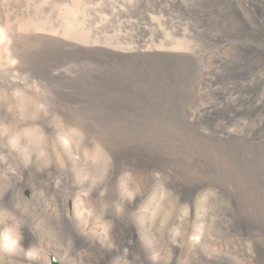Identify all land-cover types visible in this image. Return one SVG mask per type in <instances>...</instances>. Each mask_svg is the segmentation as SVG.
I'll list each match as a JSON object with an SVG mask.
<instances>
[{
	"label": "bare ground",
	"instance_id": "obj_1",
	"mask_svg": "<svg viewBox=\"0 0 264 264\" xmlns=\"http://www.w3.org/2000/svg\"><path fill=\"white\" fill-rule=\"evenodd\" d=\"M39 1L0 2V100L6 91L11 107L5 121L11 130H39L53 113L58 127L100 152L105 173L107 155L109 195L118 194L116 180L122 186L121 212L108 211L119 236L110 245L105 233L97 239L61 212V236L45 244L35 227L5 217L0 223L11 229L0 244L14 254L0 262L37 264L28 249L36 246L59 264H111L115 252L126 264H264V0H155L179 40L165 48L135 41L122 50L80 43L75 12L85 0L62 15L48 0V21ZM126 24L144 30L139 21ZM70 68L80 73L68 75ZM21 102L22 110L36 102L44 109L28 121L15 110ZM8 152L9 162L30 168L15 175L10 209L21 211L25 190L31 202L44 192L49 208L67 203L52 166ZM4 172L12 177V169ZM90 193L84 203L100 207ZM179 218L187 225L174 237L169 230Z\"/></svg>",
	"mask_w": 264,
	"mask_h": 264
},
{
	"label": "rangeland",
	"instance_id": "obj_2",
	"mask_svg": "<svg viewBox=\"0 0 264 264\" xmlns=\"http://www.w3.org/2000/svg\"><path fill=\"white\" fill-rule=\"evenodd\" d=\"M1 1L3 0H0V2ZM72 1L75 2V0L55 1L61 15L70 11L69 8H71L70 6ZM39 2H43L42 4L45 8L43 21H48L49 4L47 3H49V1L40 0ZM75 14L81 21H79V23L83 25L82 31H84L83 33L85 34V37L83 35L84 38H82L80 43L85 45H95L105 47L107 49L122 50L133 47L132 44H134L135 41H138V45L144 46L148 44L149 46L155 48H165L172 45L173 42L175 43L179 40L178 36L180 34L177 31L176 24L168 22L165 23L162 21L161 15H165V12L159 9L155 0H85L80 8L76 10ZM130 19L135 22L139 21L141 23V29L144 30L139 31L138 33L132 30L126 24V20ZM45 24L42 25L44 28H46L47 25ZM134 28L138 29V27ZM193 40L199 45L195 39ZM200 55L201 53L198 58H200ZM9 63L10 65L12 64L11 61ZM107 72L108 69L106 68V73ZM77 73H80L79 68H70L67 71L68 75H75ZM0 101V133L4 137H2L3 142L1 141L0 144V161L2 164L0 165V202L2 203L3 201L7 208L6 209L0 205V221H3V218L7 217V222H21L25 225H32L36 228L38 234L44 237V243L48 244L51 240L57 239L61 236L58 234L61 233V221L59 220L58 215L61 212L68 213L73 216L77 226L86 225L90 234H92V236H97V239H104L105 236L103 233H105L106 243L110 245L114 244L115 241L113 240L118 238L119 235L113 230L114 228L112 222L108 217V211L116 210L115 212L117 213L121 212L119 211L121 208L119 203L120 198L118 197L121 196L122 186L120 182L116 180L115 190L117 191L118 189L116 192L118 194L114 197L109 195L107 190H109V186L112 183L110 181L111 173L109 172L110 160L107 155L105 173V169H103L104 158L102 155H96L100 152H98L96 148L94 149V147L88 146V144L81 139L80 135L76 136L77 133L74 132V134L70 131L71 135L70 132L68 133V130L58 127L60 126L59 122L57 119L55 120L53 113H51V115L49 113L44 116L46 118H43V121L45 120L42 122L44 126L42 125L43 128L41 127L39 130H37L34 126H29L25 129L20 128V130L12 129V131L9 128L7 121H5L8 118L11 109L6 91H3V96ZM26 105V103L22 104L21 102L15 106V110L17 111V115L22 114L28 119V121L36 119V116L39 115L41 109H44V105L42 103L36 102L33 103L32 108L28 111L23 108V112L22 107H26ZM74 135L76 137H74ZM69 136H72V138ZM77 137H80L78 138L79 140L75 139ZM8 151L23 154L24 160L27 158L38 159L50 169H52V166L55 170L56 176L60 178L58 182L60 183L61 181L59 185H61L60 187L63 190L62 192L67 198V203L59 207L60 209L58 207L49 208V206L46 207V203H43L42 201L44 198V192L42 193V191H40L36 195V199H33L31 202L33 194L31 191L25 190L23 195L26 200H23L21 202L20 209L18 208L21 211H16L15 208L10 209V204L8 202L11 196V189L15 178L16 180H19L20 178L19 176L15 177V175L20 171H24L26 173L28 170L30 171V168L26 166H16L13 164L12 159L9 162ZM100 162H103L102 165ZM11 169L15 173H11L12 177L10 175L8 176L7 173L4 172L5 170H8L9 172ZM40 170L41 169L38 168L37 171L36 169H33L32 171L39 173ZM29 178L34 179L35 177L29 176ZM89 191L92 192L90 193ZM131 192V186H129L127 194H131ZM89 193L101 199L102 203L100 207H87V204L84 203V199L90 198ZM152 198L154 199V196L150 194L148 198L143 201V203H140V211L147 207L146 204ZM149 212L150 215H153L152 211ZM184 213H186V218L187 208L182 207L179 215L181 214L180 216H182ZM172 224L173 225L169 230L170 234L174 235V237H180L183 226L187 224L180 222V218ZM10 229V224L0 223V237L7 234ZM10 248L8 245L1 243L0 257H10L13 255L14 253ZM28 249L31 255H34V251L38 253L39 259L37 260V264H52V260H54L56 264H59L56 256L51 252L49 253L50 250L45 251L44 248L43 250L42 248H38L36 246ZM147 256L150 258L149 263H152L153 260H151V254L149 253ZM124 257L125 256L120 252L111 254V264H126L125 261L127 260L124 259ZM1 261L2 263L0 262V264H18L16 262H12V259L9 261Z\"/></svg>",
	"mask_w": 264,
	"mask_h": 264
},
{
	"label": "water",
	"instance_id": "obj_3",
	"mask_svg": "<svg viewBox=\"0 0 264 264\" xmlns=\"http://www.w3.org/2000/svg\"><path fill=\"white\" fill-rule=\"evenodd\" d=\"M52 264H56V262L54 260H52Z\"/></svg>",
	"mask_w": 264,
	"mask_h": 264
}]
</instances>
